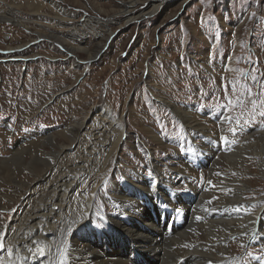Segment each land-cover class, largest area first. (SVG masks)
Here are the masks:
<instances>
[{
	"label": "rangeland",
	"instance_id": "rangeland-1",
	"mask_svg": "<svg viewBox=\"0 0 264 264\" xmlns=\"http://www.w3.org/2000/svg\"><path fill=\"white\" fill-rule=\"evenodd\" d=\"M56 1L67 14L59 13L49 0L39 11L31 7L30 0H0V13L25 21L0 20V157L9 155L21 137L28 142L52 133L57 143L67 144L62 135L70 126L86 120L99 106L110 109L127 133L117 151L109 154L112 168L97 188L89 224L98 234L102 231L97 229L114 226L108 219L113 204L106 198L113 182L126 180L132 170L147 175L148 159H156L165 169L181 167L194 179L206 180L209 172H215V166L206 164L187 168L178 158L202 139L197 128H189L174 108L182 109L181 113L189 109L214 136L227 134L237 145L264 132V0H164L160 12L128 25H123L120 11L124 5H136L140 12L162 0ZM110 18L117 21L110 25L113 33L104 34V47L98 50L93 35L80 38L82 22L85 26L81 27L87 29L88 19ZM63 38L94 54L69 53ZM229 99L231 106L222 114L221 105ZM224 116L233 121L226 122ZM79 145L73 143L71 152ZM53 150L46 146V151ZM256 157L248 177L257 182L252 196L262 198V204L264 182L258 181L263 178ZM182 187H188L187 183ZM93 189L92 183L88 193ZM0 212L3 221H10L15 210ZM101 217L106 223L97 228ZM246 248L234 249L247 257L246 264H258L248 252L264 257L255 242L250 251Z\"/></svg>",
	"mask_w": 264,
	"mask_h": 264
},
{
	"label": "bare ground",
	"instance_id": "bare-ground-1",
	"mask_svg": "<svg viewBox=\"0 0 264 264\" xmlns=\"http://www.w3.org/2000/svg\"><path fill=\"white\" fill-rule=\"evenodd\" d=\"M44 1L29 3L39 11ZM49 1L60 13L63 7L56 0ZM164 4V0L158 4L151 2L140 12L136 11V5H124L120 9L124 13L123 25L157 14ZM66 17L60 16L68 20ZM0 20L25 24L7 12L0 13ZM116 21L117 18L88 19L89 28L81 27L84 22L78 26L84 32L80 38L97 37L99 50L104 47V34L113 33L110 25ZM57 36L62 38L60 34ZM64 42L69 53L94 54L82 45L75 46L67 39ZM174 110L189 128H197L202 139L197 146L192 144L178 154V158L187 168L203 162L215 166V172L208 171L206 180L194 179L181 167L173 165L165 169L156 159H148V166L159 181L158 197L149 191L148 175L139 170L130 171L124 181L113 182L106 198L113 204L108 219L114 226L97 229L102 234L89 223L95 211L97 188L105 179V172L112 168L109 154L117 151L127 133L122 120L107 107L99 106L86 120L66 130L62 136L67 144L57 143L58 137L52 133L28 142L24 137L17 138L9 155L0 157V209L15 210L10 221H3L0 216V233L5 234V244L24 255H28L24 245L33 251L51 250L53 256L58 249L63 250L67 252L68 264H246L247 257L244 262L234 249H244L249 242L258 244L264 252V203H260L262 198L252 196L257 182L248 177L253 157L257 156L254 162L263 178L258 181L264 182V132H258L252 141L244 139L238 145L228 144L222 138L233 141L232 138L220 132L214 136L189 109L183 113L182 109ZM148 133L160 141L151 129ZM73 143H80L74 153ZM46 146L54 150L46 151ZM184 182L187 191L168 196L169 192L183 188ZM92 183L94 189L88 193ZM161 202L168 203L169 208L162 209ZM177 207L182 209L179 214L173 211ZM174 219L172 226L170 221ZM111 235L115 237H108ZM0 255L7 257V253Z\"/></svg>",
	"mask_w": 264,
	"mask_h": 264
},
{
	"label": "snow or ice",
	"instance_id": "snow-or-ice-1",
	"mask_svg": "<svg viewBox=\"0 0 264 264\" xmlns=\"http://www.w3.org/2000/svg\"><path fill=\"white\" fill-rule=\"evenodd\" d=\"M249 95H251L250 90ZM237 102L239 103V100ZM230 106L231 100L229 99L227 104L221 105L222 114L224 111H227ZM262 115H264V113H262ZM224 120L231 123L233 121V118L230 116H224ZM231 131L235 134L236 129L233 128ZM222 140H224V142L228 144L235 143V141H229L226 138H222ZM147 175L149 177V191L156 194V196L158 197L159 193L157 192V185L159 184V181L156 179L153 170L150 168L148 169ZM180 191H187V189H178L175 192H169L168 196L172 197L178 195ZM119 206L120 205L117 204V207ZM159 206L164 210H167L169 208V204L165 202H161ZM237 210L239 211L240 209L237 208ZM173 211L179 214L182 209L177 207L173 209ZM197 219H199V217ZM100 220L101 223L97 224V227H101L104 223H106V219L104 217H101ZM4 236V233H0V253H7V257L5 258L4 256L0 255V264H29V261H31V264H44L45 261H47L48 264H68L66 251L58 249L57 254L53 256L51 250L45 251L44 248H37L35 251H33L32 248L24 245V248L28 253V255H24L16 251L13 246L6 245L4 242ZM253 258L257 260L258 264H264V257Z\"/></svg>",
	"mask_w": 264,
	"mask_h": 264
}]
</instances>
